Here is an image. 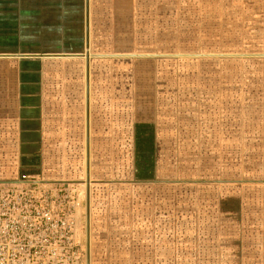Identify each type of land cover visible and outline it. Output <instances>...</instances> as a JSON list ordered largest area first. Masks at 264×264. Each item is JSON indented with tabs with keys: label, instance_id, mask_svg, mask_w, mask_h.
Here are the masks:
<instances>
[{
	"label": "rangeland",
	"instance_id": "1",
	"mask_svg": "<svg viewBox=\"0 0 264 264\" xmlns=\"http://www.w3.org/2000/svg\"><path fill=\"white\" fill-rule=\"evenodd\" d=\"M138 5L107 18L91 51L107 112L91 144L90 264H264V244L250 258L245 236L249 211L264 212L245 205L264 201V0ZM66 73L85 78V64ZM65 147L57 160L46 146L45 171L71 167L87 185L86 144ZM12 152L0 162L14 170Z\"/></svg>",
	"mask_w": 264,
	"mask_h": 264
},
{
	"label": "crops",
	"instance_id": "2",
	"mask_svg": "<svg viewBox=\"0 0 264 264\" xmlns=\"http://www.w3.org/2000/svg\"><path fill=\"white\" fill-rule=\"evenodd\" d=\"M138 2L0 0V161L15 151L21 162L14 170L0 162V179L14 177L23 171H39L49 178L75 181L80 175L71 167L62 168L58 164V168L47 174L44 169L48 155L46 146L57 147V160H61V155H67L65 146L70 147L71 154V146H87L88 139L90 154L86 179L88 174L92 179L91 144H95V139L104 131L103 114L107 107L100 104V99L97 101L98 91L91 88L93 64L96 68V60L101 58L92 56L91 51L102 46L97 38L103 33L102 25L108 23L107 18L136 16ZM87 54L90 55L89 105ZM78 61L85 64V78L66 73L67 64ZM247 202L249 210L264 208V201L256 203L250 199ZM248 214L245 236L249 238V257L253 258L254 249L264 244V212L249 211ZM163 220L148 217V232L144 235L147 243L153 240V248L157 238L164 235L157 232ZM166 223L168 228L170 222H164V231ZM89 234L91 238V227ZM144 235H139L138 241L146 240ZM91 252L93 254V250ZM149 252L148 255L160 257L159 252L155 255Z\"/></svg>",
	"mask_w": 264,
	"mask_h": 264
},
{
	"label": "built area",
	"instance_id": "3",
	"mask_svg": "<svg viewBox=\"0 0 264 264\" xmlns=\"http://www.w3.org/2000/svg\"><path fill=\"white\" fill-rule=\"evenodd\" d=\"M87 199L85 183L39 171L0 179V264H88Z\"/></svg>",
	"mask_w": 264,
	"mask_h": 264
},
{
	"label": "water",
	"instance_id": "4",
	"mask_svg": "<svg viewBox=\"0 0 264 264\" xmlns=\"http://www.w3.org/2000/svg\"><path fill=\"white\" fill-rule=\"evenodd\" d=\"M89 21V18H88ZM86 59H87V105H89V93H90V55L87 54L86 55ZM88 112H87V118H88V127H89V106H88ZM89 154H90V143H89V139L87 142V157L89 160ZM87 186H88V201H87V206H88V235L90 233V217H89V210H90V195H91V179L90 176L88 174L87 176ZM91 263V259H90V255H88V264Z\"/></svg>",
	"mask_w": 264,
	"mask_h": 264
}]
</instances>
